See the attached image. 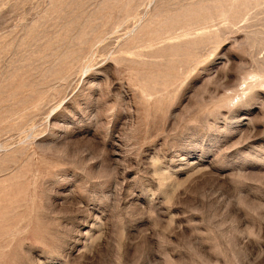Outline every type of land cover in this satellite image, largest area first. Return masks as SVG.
<instances>
[{"label":"rangeland","instance_id":"obj_1","mask_svg":"<svg viewBox=\"0 0 264 264\" xmlns=\"http://www.w3.org/2000/svg\"><path fill=\"white\" fill-rule=\"evenodd\" d=\"M0 264H264V0H0Z\"/></svg>","mask_w":264,"mask_h":264}]
</instances>
